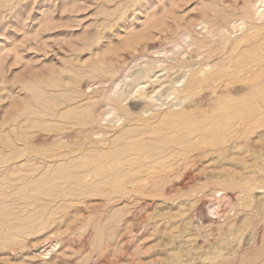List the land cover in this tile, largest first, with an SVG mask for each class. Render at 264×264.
Returning a JSON list of instances; mask_svg holds the SVG:
<instances>
[{
    "label": "rangeland",
    "instance_id": "374dc122",
    "mask_svg": "<svg viewBox=\"0 0 264 264\" xmlns=\"http://www.w3.org/2000/svg\"><path fill=\"white\" fill-rule=\"evenodd\" d=\"M257 4L0 0V264H264Z\"/></svg>",
    "mask_w": 264,
    "mask_h": 264
},
{
    "label": "bare ground",
    "instance_id": "6f19581e",
    "mask_svg": "<svg viewBox=\"0 0 264 264\" xmlns=\"http://www.w3.org/2000/svg\"><path fill=\"white\" fill-rule=\"evenodd\" d=\"M252 1V0H251ZM256 1V0H255ZM259 0H257V2H258ZM263 2V1H262ZM261 4V3H260ZM252 5H253V2H252ZM257 5H258V7H257ZM257 5H255L256 7H253L254 9H252V8H250L249 7V9L251 10L252 9V11L254 10L255 11V8H258L257 9V11H255V13L257 14V16H254V19H256L257 17V19H260L261 17H263V14H264V7L262 8L261 7V5H259V4H257ZM264 5V4H263ZM251 6V5H250ZM254 6V5H253ZM243 10V9H242ZM253 11V12H254ZM244 12V11H243ZM247 13H248V11H246ZM255 13H253L254 15H256ZM246 15V14H245ZM248 15H249V13H248ZM250 15H251V13H250ZM248 17V16H247ZM246 17V18H247ZM251 17H253V16H251ZM250 17V18H251ZM256 17V18H255ZM246 18H245V20H246ZM249 18V17H248ZM252 19V18H251ZM250 19V20H251ZM241 20V19H240ZM244 20V19H243ZM243 20H242V22H243ZM255 21V20H254ZM261 21V20H260ZM263 21V20H262ZM247 22V21H246ZM250 22H252V21H250ZM235 23V22H234ZM240 23V22H239ZM238 23V24H239ZM249 23V22H248ZM242 24V23H241ZM244 24V23H243ZM234 25V28H236L235 27V24H233ZM232 25V26H233ZM250 25V24H249ZM253 25V24H252ZM260 25V24H259ZM237 26V25H236ZM239 26V25H238ZM257 26V25H256ZM255 26V27H256ZM241 27H243V26H241ZM260 27V26H259ZM247 28V27H246ZM250 28H251V26H250ZM253 28V27H252ZM241 29V28H240ZM243 30H244V28H242ZM248 30V29H247ZM183 51V50H182ZM182 51L180 52V53H182ZM157 52V51H156ZM157 53H159V52H157ZM202 53V52H201ZM200 53V54H201ZM182 54H184V52L182 53ZM181 54V55H182ZM185 55H186V53H185ZM202 56H203V53L201 54ZM191 56V55H190ZM189 56V57H190ZM201 56V57H202ZM183 57V55L181 56V58ZM188 57V56H187ZM191 57H193V56H191ZM204 57H205V55H204ZM179 58H180V54H179ZM180 58V59H181ZM199 57H197V59H198ZM206 58V57H205ZM158 59V58H157ZM180 59H176V56H175V58H172V62L173 63H171L169 66H167V67H164L163 65V69H161L162 68V66L161 67H159L161 70H159V72H158V70H155L156 68L155 67H153V68H151L152 70H154L153 71V75H155V79L157 78L156 76H160L161 78H162V80L164 79L163 77H162V75H160L159 73L162 71L163 72V70H165V69H167V70H170V74L171 73H174V70L175 69H177V71L184 65H186L185 66V68L187 67V63H188V65H189V62L187 61V63L186 62H184V63H186V64H184L183 63V65H181V64H179V60ZM237 59V58H236ZM184 60V59H183ZM188 60V59H187ZM260 60V59H259ZM201 61V59H199V61H198V63ZM206 61H207V59H203V57H202V62L200 63L201 65H202V63L204 64L205 63V65H207L208 66V64H209V62L208 63H206ZM258 61V60H257ZM153 62V61H152ZM158 62V61H157ZM164 62V61H163ZM181 62H183V61H181ZM237 62V61H236ZM255 62V61H254ZM141 63H143V64H145V62H141ZM151 62L149 61L148 63L146 62V64H145V66L148 68L149 66L147 65V64H150ZM191 63V62H190ZM257 63V62H256ZM153 65L155 64V63H152ZM156 64H160V61H159V63H156ZM193 64V63H192ZM249 64H250V62H249ZM255 64V63H254ZM253 63H252V67H254L253 65H254ZM142 65V64H141ZM161 65V64H160ZM165 65V64H164ZM191 65V64H190ZM195 65H196V67H197V63L195 62ZM139 66H140V64H139ZM166 66V65H165ZM193 66V65H192ZM204 66V65H203ZM234 66V65H233ZM150 67H152V66H150ZM149 67V68H150ZM195 67V66H194ZM243 67V66H242ZM139 68V67H138ZM143 68H144V65H143ZM142 68V69H143ZM148 68V69H149ZM184 68V69H185ZM197 68H199V67H197ZM205 68V67H204ZM235 68V67H234ZM141 69V68H140ZM139 69V70H140ZM141 69V72L143 71L144 72V69H146V68H144L143 70ZM187 69V71H188V67L186 68ZM192 69V68H191ZM241 69H243V68H241ZM249 69V68H248ZM172 70V71H171ZM204 70L205 69H203V68H199L196 72H195V70H193L192 69V71H194V73L193 72H191V71H188L189 73L191 72V76L188 78V76L185 74V76H187V81H186V83L183 85V87H181L180 86V88H178V87H176V83H174V82H176V80H177V82L179 81L178 79V76H179V74H177V72H176V74L178 75L177 76V79L175 78H173V80H175V81H173V82H170V84H166V83H169V80H167L168 82H166V79H165V82L166 83H162L161 82V86H157L156 87V89L158 88V87H161V90L160 91H158V92H156L155 94L153 93V94H149V93H145V94H140V95H142L143 97L142 98H144V99H146L147 101L148 100H150V101H154V103H155V100H159L160 98H161V96H163V94H165V93H168V95H170V97L171 96H173V95H176V97L178 96V99H179V101L177 102V100H176V103H174L173 104V107H176L177 106V108L179 107L178 105H182V102H184V100H186L187 99V97L190 95V94H192V93H194L197 89H195L196 87H199V86H195V85H197V83H200V81L202 80V81H204L203 79H205V77L207 78V80H210V79H208L209 78V76L207 77V76H204L203 77V73H205L204 72ZM252 70V69H251ZM151 71V70H150ZM166 71V70H165ZM181 71V70H180ZM182 71H185V70H182ZM254 71V70H253ZM138 72V71H137ZM141 72L139 71V73H140V76H142L141 75ZM152 72V71H151ZM150 72V73H151ZM158 72V74H156ZM161 72V73H162ZM169 72V71H168ZM167 72V73H168ZM214 72V71H213ZM136 73V72H135ZM166 73V74H167ZM178 73H180V72H178ZM182 73V72H181ZM186 73V72H185ZM193 73V74H192ZM246 73H247V71H246ZM148 74V73H147ZM152 74V73H151ZM163 74H165V73H163ZM184 74V73H183ZM182 74V75H183ZM243 74V73H242ZM248 74V73H247ZM135 75H137V73L135 74ZM152 75V76H153ZM168 75H169V73H168ZM172 75V74H171ZM171 75H170V77H171ZM210 75V74H209ZM216 75V74H215ZM149 76V75H148ZM151 76V75H150ZM159 76H158V78H159ZM185 76H183V78L185 77ZM135 77V76H134ZM143 77V76H142ZM145 77H146V74H145ZM154 77V76H153ZM174 77V76H173ZM210 77H211V75H210ZM168 78H169V76H168ZM172 78V77H171ZM214 78V77H213ZM144 80H145V78H143ZM154 79V80H155ZM180 79H182V78H180ZM133 80H135L136 81V79H133ZM142 80V79H141ZM143 80V81H144ZM147 80V79H146ZM145 80V81H146ZM138 81V82H136L135 83V85H133L135 88L134 89H137V87L138 88H140V86L139 85H141V83H144V84H146V82L144 81ZM148 81H150V79L148 80ZM147 81V82H148ZM152 81V80H151ZM156 81V80H155ZM201 81V82H202ZM160 83V82H159ZM179 83V82H178ZM163 84H166L165 86L166 87H162L163 86ZM176 84V85H175ZM202 84V83H201ZM131 85V84H130ZM179 85V84H178ZM199 85V84H198ZM117 88V87H116ZM133 87H131V89H132ZM201 88V87H200ZM130 89V88H129ZM128 89V90H129ZM141 89V88H140ZM137 90H139V89H137ZM136 90V91H137ZM134 91V90H133ZM140 91V90H139ZM138 91V92H139ZM125 92V90L122 92L123 93V95L126 93H124ZM131 91H129V93H130ZM152 92V91H151ZM155 92V91H154ZM133 93V92H132ZM134 93H135V91H134ZM143 93V92H142ZM131 94V93H130ZM121 96H122V94H121ZM121 96L119 95V98H121ZM126 96V94L124 95V97ZM130 96V95H129ZM168 97V96H167ZM116 98H118V97H116ZM118 98V99H119ZM173 98H175V97H173ZM124 99V98H123ZM120 100H122V99H120ZM146 100L144 101V102H146ZM124 101V100H123ZM122 101V102H123ZM164 101H165V99H164ZM149 102V101H148ZM147 102V103H148ZM158 102V101H157ZM154 103H148V105H149V107L148 108H145V109H142L143 110V113L144 114H146L147 115V113L148 112H151L150 110L152 109H155V108H159L158 106H161V105H163V104H165V103H162L161 105H159V104H154ZM185 103V102H184ZM145 104V103H144ZM148 105H146V106H148ZM152 106H156L155 108L153 107L152 108ZM162 107V106H161ZM115 108V107H114ZM144 108V107H143ZM116 109V108H115ZM171 109H172V105H171ZM113 110V109H112ZM169 111H171V110H169ZM176 111V110H175ZM174 112V111H173ZM159 113V112H158ZM157 113V114H158ZM153 115V114H152ZM143 117L145 118V116L143 115ZM142 117V118H143ZM143 118V119H144ZM153 118H157V115H156V113L153 115ZM148 119H150L149 118V116H148ZM81 125V124H80ZM79 126V125H78ZM77 126V127H78ZM72 127V126H71ZM198 133V132H197ZM201 133V132H200ZM202 134V133H201ZM91 135L92 134H89V138H91ZM61 136V135H60ZM69 136V135H68ZM86 135H84V137H85ZM88 136V135H87ZM64 138H66V137H64ZM109 163V162H108ZM90 168H92V166L90 167ZM104 169V168H103ZM112 169H113V167H112ZM107 170V169H106ZM92 171V170H91ZM101 171V170H100ZM90 172V171H89ZM95 172H96V170H95ZM105 172V171H104ZM75 173V172H74ZM81 173V172H80ZM86 174V173H85ZM105 174V173H104ZM112 174V173H111ZM28 175H30V174H28ZM70 175V174H69ZM84 175V174H83ZM88 176V175H87ZM101 176V175H100ZM68 178V177H67ZM23 185V184H22ZM36 185H39V184H36ZM25 190V189H24ZM1 194V193H0ZM7 194V193H6ZM7 196V195H6ZM23 196V195H22ZM11 200V199H10ZM38 208V207H37ZM1 210V209H0ZM246 246V245H245ZM243 248V247H242ZM247 248V247H246Z\"/></svg>",
    "mask_w": 264,
    "mask_h": 264
}]
</instances>
